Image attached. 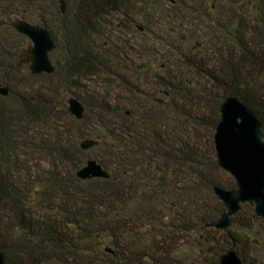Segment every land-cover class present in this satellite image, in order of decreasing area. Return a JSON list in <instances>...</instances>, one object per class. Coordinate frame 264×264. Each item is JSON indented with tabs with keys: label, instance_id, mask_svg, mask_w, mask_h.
<instances>
[{
	"label": "trees",
	"instance_id": "16d2710c",
	"mask_svg": "<svg viewBox=\"0 0 264 264\" xmlns=\"http://www.w3.org/2000/svg\"><path fill=\"white\" fill-rule=\"evenodd\" d=\"M16 19L49 32L52 74L21 73ZM93 78L125 96H96ZM0 84L5 264H218L230 248L264 264L253 207L231 229L210 227L225 211L213 188H235L215 157L222 101L238 98L264 134V0H66L63 12L57 0H0ZM88 138L98 144L82 150ZM88 160L109 179H78ZM185 251L189 263L176 258Z\"/></svg>",
	"mask_w": 264,
	"mask_h": 264
},
{
	"label": "water",
	"instance_id": "95a60500",
	"mask_svg": "<svg viewBox=\"0 0 264 264\" xmlns=\"http://www.w3.org/2000/svg\"><path fill=\"white\" fill-rule=\"evenodd\" d=\"M63 12L66 0H57ZM12 28L26 37L31 45L23 53L18 65L26 64L31 74H52L55 70L49 53L55 43L49 32L24 20L16 19ZM7 86L0 84V96L8 95ZM67 111L76 120L84 115L83 104L75 97L67 100ZM219 121L214 132V149L218 167L229 174L235 182L234 189L214 187L213 192L223 204L225 211L210 227L226 231L231 227V218L238 213L241 205L253 207L257 218L264 221V134L261 123L238 98L226 97L219 108ZM98 144L96 139L80 142L82 150ZM80 180L91 178L109 179V174L95 160H88L76 173ZM0 264L5 258L0 251ZM218 264H243L236 251L230 248L218 257Z\"/></svg>",
	"mask_w": 264,
	"mask_h": 264
},
{
	"label": "rangeland",
	"instance_id": "374dc122",
	"mask_svg": "<svg viewBox=\"0 0 264 264\" xmlns=\"http://www.w3.org/2000/svg\"><path fill=\"white\" fill-rule=\"evenodd\" d=\"M196 1V0H195ZM12 38V42H11V46L12 48H14L15 44H21L23 45V48L21 49V51L18 53L17 55V60L20 61L22 59V54L26 52V50L30 47L31 43L30 41L24 37V39L22 40L21 38H15L14 35L11 36ZM12 51V49H10ZM56 59V57H55ZM137 64L140 63L139 61H136ZM20 66H25L26 69H24V67L22 68V71L21 73L24 75L26 72H30L29 69H28V66L26 64H20ZM131 74V73H130ZM129 75V74H128ZM138 75V74H137ZM133 76V78H137L136 76ZM103 78H93L91 79L89 82H86V85L87 86H90L92 88L88 89V90H92L94 92V94L96 96H108V97H112V98H115L117 99L118 96L119 97H123L125 96V94H123V92L120 90V84L119 82H117L116 80H112L113 81V84L110 82V84L106 83L103 84L104 81H102ZM133 80V79H132ZM83 95V93H81ZM70 98V97H69ZM98 154H101V151L97 150ZM27 161L29 160V158H25ZM44 166V165H43ZM223 172V171H222ZM223 174L225 175L226 179L228 180H233L232 177L227 174L226 172H223ZM231 229V227L229 228ZM255 229L256 231L252 233V236H250V243L252 244V247L255 248L254 250V254H252V256H260L261 258H264V239L261 237L263 236L262 233H261V227L260 225H256L255 226ZM222 231V230H221ZM186 250V248H185ZM180 253L183 251V247H181L179 250H178ZM180 253L177 254V259H180L181 261H183V263H189V261L191 262L192 258H194L195 256L187 253L185 251V254H183V259L181 258L180 256ZM175 254V255H176ZM188 254L187 256H184ZM185 258V259H184ZM199 261V260H198ZM208 264V263H206Z\"/></svg>",
	"mask_w": 264,
	"mask_h": 264
}]
</instances>
